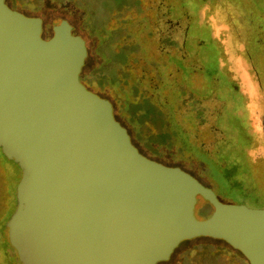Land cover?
I'll list each match as a JSON object with an SVG mask.
<instances>
[{"label": "water", "instance_id": "obj_1", "mask_svg": "<svg viewBox=\"0 0 264 264\" xmlns=\"http://www.w3.org/2000/svg\"><path fill=\"white\" fill-rule=\"evenodd\" d=\"M0 0V150L17 164L6 222L21 264H156L209 236L264 264V208L229 204L179 167L143 156L110 102L79 81L86 44L67 22ZM213 206L194 216L197 196Z\"/></svg>", "mask_w": 264, "mask_h": 264}, {"label": "trees", "instance_id": "obj_2", "mask_svg": "<svg viewBox=\"0 0 264 264\" xmlns=\"http://www.w3.org/2000/svg\"><path fill=\"white\" fill-rule=\"evenodd\" d=\"M15 1L21 7H27L34 12L29 17H37L39 0ZM51 1L48 0V3L53 5ZM213 1L204 0L202 13L197 14L206 32H211L212 28L216 31L210 24L212 17L205 15L206 8L215 5ZM243 1H238L242 7L240 12L245 17L243 21L255 24L254 20H259L264 11L245 9L248 5L243 7ZM61 2L66 3L64 0ZM138 2L141 3V0ZM257 3L261 6L263 0H258ZM58 9L74 14L81 21L88 38L95 43L92 54L97 65L89 71L81 69L79 81L86 89L110 102L114 118L126 129L132 144L143 156L166 166L183 169L208 189H214L216 198L221 202L264 208V172L260 168L264 161V146L258 125V120L264 119V60H260L259 54L262 40L254 36L257 29L254 33H240L236 29L235 45L241 51L232 57H223L226 67L221 68V62L216 58L214 42L211 48L215 54L206 53L209 55L203 73L181 67L184 81L171 83L170 87H166L169 72L166 60L169 58L154 55L150 40L151 27L147 18L142 16L144 9L140 7L138 18L131 22L111 18L114 8L102 5L97 13L99 21L95 16L90 17L88 6L84 8L86 17L70 5L68 9L63 5ZM102 12L105 17H102ZM226 17L229 24H233V17ZM228 26L224 23V29H231ZM261 26H257L259 36L264 31ZM52 33L53 31L45 39H49ZM140 62L143 63L145 71L151 74L147 79H156L155 87L144 88L143 77L135 71V66ZM232 66L239 68L237 72L241 70L242 73L230 75ZM247 69L255 78L246 76L244 70ZM217 84H220L218 90L221 95L229 100L226 117L238 148L233 160H230L227 152H220L219 156L224 161L229 160L224 165L216 160L217 157L212 152L214 149L208 148L216 145L212 134H207L200 142L197 135H192L196 126L206 117V108L201 104V98L212 95L215 91L214 85ZM248 88L252 93L251 100L246 95ZM180 118L190 120L189 130ZM253 118L255 122H252ZM1 156L11 169L15 167L19 170L17 164L7 160L3 154ZM17 179L18 176L13 185V193ZM200 238L221 240L223 244L212 241L195 242L177 251L179 264H248L243 254L224 240L209 236ZM174 252L175 250L170 255Z\"/></svg>", "mask_w": 264, "mask_h": 264}, {"label": "rangeland", "instance_id": "obj_3", "mask_svg": "<svg viewBox=\"0 0 264 264\" xmlns=\"http://www.w3.org/2000/svg\"><path fill=\"white\" fill-rule=\"evenodd\" d=\"M61 1L62 0H52L51 3L53 5H51L48 3V0H39L38 4L40 5L37 6H39L40 9L37 17L42 19L41 37L45 39L48 34L53 31L55 25H58L63 21L69 23L71 26V33L81 37L86 44L87 53L82 66L83 71H89L97 65V60L92 54L95 43L94 40L88 38L87 33L82 28L81 21L79 19L77 20L74 14H68L63 10L58 9L61 8L62 5L67 9L69 5L72 6V8H76L78 13L82 12L84 17H86L84 8L88 6L91 12L90 17L92 18V16H95L97 20V13H99L98 10L101 8V5L106 8L113 7L114 11L111 12V18L114 17V19L129 22L138 18V10L140 7L142 10L144 9L145 12L142 13V16L147 18L148 25L151 27L152 35L150 36V40L153 44L152 50L154 51V55L158 54L161 57L169 58V60H166V66L169 71L166 80V87H170L169 84L171 83L184 81L181 67L191 68L203 73L207 56L209 55L206 53L210 52V55L215 54V51L211 48V44L214 42H216V58H219L221 68L226 67V65L223 64L226 63V61L222 60L223 57H232L241 51L239 48L237 50L235 45L236 29L240 33H254L257 29L254 36L257 39L262 40V44L260 45L262 49L259 54L260 60H264V31L261 32V35L259 36L258 32L260 31L257 28L258 25H262L261 28L264 30V23H262L264 22V13L260 14L259 20H254V22L258 24L243 21L245 17H243V14L240 12L242 7L240 3H238L239 0H228V3H225L226 0H212L214 2L213 4L216 6H209L206 8L205 13L206 17H212L213 21L210 24L212 27L216 28V31L212 28L211 32L210 30L207 32L205 31L203 24L198 20V17L200 16H197V14L202 13L201 10L205 6L204 0H141V3H139L138 0H64L66 3H62ZM257 1L258 0H244L242 6L244 7L248 5L245 9L254 8L257 12L264 11V0L261 6L258 5L259 3H257ZM260 1L262 2V0ZM6 3L13 9L28 16L33 15L34 13L33 11L28 10L27 7H21V5L15 0H6ZM141 5H143V7ZM56 6H58V8ZM105 16L106 15L102 12V17ZM226 16L233 17V24H229ZM224 23L228 24L232 30L227 29V27L224 29ZM250 53L254 54L252 52ZM238 70L239 68L232 66L229 71L230 75L241 74V70L240 72H237ZM262 70L264 71V68ZM135 71L143 77L144 88L156 86V79L153 77L147 79L151 74L145 71L142 62L135 66ZM244 72H246V76H253L255 78L248 69L244 70ZM219 86L220 84H217L216 86L214 85V93L208 97L201 98V104L206 108V117L202 123L200 122V124L196 126V131H194L192 135H197V140L200 142L207 134H212L214 136L213 139L216 141V145H210L208 148L210 150L214 149L212 152H214V155L217 157L216 160H218L219 164L224 165L227 164L229 160L224 161L219 156L220 152H227L230 156V160H233L238 148L231 133V127L228 123L229 121H227L226 117V111L230 106L229 100L221 95L218 90ZM246 95L250 98L249 100H251L252 93L250 88H248ZM252 105L255 104L252 103ZM180 120H182L185 128L189 130V125L191 126L190 120L188 118H180ZM252 122H255L254 118L252 119ZM258 125L260 126L261 131L262 146H264V119L258 120ZM260 168H262V171L264 172V161L260 164ZM17 176L19 179L20 169L17 170L15 167L14 169H11V167L4 164V162H0V200L3 201V207L6 208L2 214L5 224L16 206L13 185ZM200 184L203 185L202 183ZM209 190H211L216 196V191L214 189L209 188ZM253 208L256 207L254 206ZM211 210L213 211V206L203 197L198 195L194 209V216L197 219H203L209 214V212H211ZM200 237L198 236L191 239L181 240L173 249L175 252L169 256L167 261L162 260L156 264H179L180 258L178 256L179 252L177 251H181L195 242L212 241L216 244H223L221 240H209L208 238ZM191 240L194 241L192 242Z\"/></svg>", "mask_w": 264, "mask_h": 264}, {"label": "flooded vegetation", "instance_id": "obj_4", "mask_svg": "<svg viewBox=\"0 0 264 264\" xmlns=\"http://www.w3.org/2000/svg\"><path fill=\"white\" fill-rule=\"evenodd\" d=\"M1 154L2 153L0 150V162L2 161L4 162V164L7 165L5 160L2 158ZM5 210L6 208L3 207V201L0 200V264H21L15 249L11 246L9 242L6 224L2 215ZM211 212H209L206 217H208Z\"/></svg>", "mask_w": 264, "mask_h": 264}]
</instances>
